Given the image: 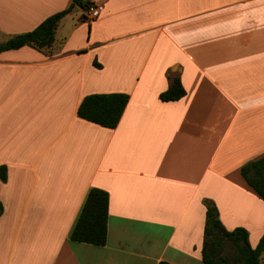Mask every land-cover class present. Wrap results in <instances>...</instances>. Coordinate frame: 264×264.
Masks as SVG:
<instances>
[{"label": "crops", "instance_id": "obj_1", "mask_svg": "<svg viewBox=\"0 0 264 264\" xmlns=\"http://www.w3.org/2000/svg\"><path fill=\"white\" fill-rule=\"evenodd\" d=\"M94 1L49 52L0 53V264H202L206 200L256 247L264 200L241 168L264 156V0ZM73 2L0 0V45ZM176 76L186 95L162 100ZM93 93L130 96L115 128L78 116ZM93 187L102 246L70 239Z\"/></svg>", "mask_w": 264, "mask_h": 264}, {"label": "trees", "instance_id": "obj_2", "mask_svg": "<svg viewBox=\"0 0 264 264\" xmlns=\"http://www.w3.org/2000/svg\"><path fill=\"white\" fill-rule=\"evenodd\" d=\"M79 4L86 7V0H74L67 9L46 18L38 27L26 33L10 38L0 45V53L29 45L49 52L56 40V31L62 18ZM97 64V63H96ZM186 95V89L180 76L172 78L170 87L161 93L164 101L180 100ZM130 96L127 93H93L84 97L78 116L104 127L115 128L124 113ZM241 173L248 185L264 200V156L242 166ZM0 178L7 180V168L0 167ZM207 219L202 249V264H263L264 235L256 247L250 243L249 231L244 227L228 230L219 217V210L212 200L205 201ZM110 195L106 190L93 187L89 190L75 225L71 231L72 241L86 242L94 245H105L108 240ZM3 211L0 202V216ZM226 241L235 248L231 260L226 257ZM159 264H172L162 261Z\"/></svg>", "mask_w": 264, "mask_h": 264}, {"label": "built area", "instance_id": "obj_3", "mask_svg": "<svg viewBox=\"0 0 264 264\" xmlns=\"http://www.w3.org/2000/svg\"><path fill=\"white\" fill-rule=\"evenodd\" d=\"M105 9V5L103 3L96 2L94 0H90L88 5L86 6L83 20L87 22H91L97 19Z\"/></svg>", "mask_w": 264, "mask_h": 264}, {"label": "rangeland", "instance_id": "obj_4", "mask_svg": "<svg viewBox=\"0 0 264 264\" xmlns=\"http://www.w3.org/2000/svg\"><path fill=\"white\" fill-rule=\"evenodd\" d=\"M235 253V248L232 243L230 241H226V257L232 260L235 256Z\"/></svg>", "mask_w": 264, "mask_h": 264}]
</instances>
